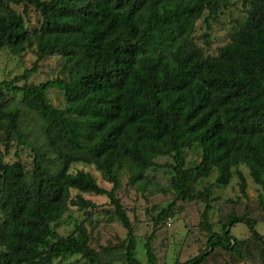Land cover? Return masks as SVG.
Masks as SVG:
<instances>
[{"label": "trees", "instance_id": "1", "mask_svg": "<svg viewBox=\"0 0 264 264\" xmlns=\"http://www.w3.org/2000/svg\"><path fill=\"white\" fill-rule=\"evenodd\" d=\"M230 1L0 0V52L19 56L32 48L35 54L30 68L0 81V264H59L72 256L86 264H142L139 238L117 191L124 174L130 184L149 182L147 172L163 166L160 157L171 158L163 188L172 200L153 218L154 226L178 201L203 203L205 248L174 264H202L217 249L239 254L247 241L230 230L239 221L264 249V234L245 214L230 212L219 231L209 220L215 186L236 176L247 197L241 165L260 187L264 210V0H242L246 15L215 54L194 38L196 22L203 17L210 28L209 20ZM19 5L21 11L14 7ZM54 55L61 57L57 75L27 83ZM51 88L62 92L61 106L49 100ZM13 95L41 123L40 145L24 132L21 108H8ZM11 138L32 152L30 168L5 161ZM192 150L199 160L189 163L186 151ZM78 163L93 166L112 187L72 169ZM213 172L214 180L197 188ZM85 193L105 196L111 209L104 212L125 229L115 258L100 256L83 222L65 235L56 229L71 206L95 208ZM153 237L154 230L143 243L146 262L160 264Z\"/></svg>", "mask_w": 264, "mask_h": 264}, {"label": "rangeland", "instance_id": "2", "mask_svg": "<svg viewBox=\"0 0 264 264\" xmlns=\"http://www.w3.org/2000/svg\"><path fill=\"white\" fill-rule=\"evenodd\" d=\"M21 11L22 6H14ZM29 9V8H28ZM31 21L35 22L34 12L28 10ZM246 15L242 0H231L226 7L218 14L216 20H209L210 28L204 18L196 22L194 38L205 53L215 54L219 46L227 43L230 39V33L236 25V21H242ZM208 34V38L204 34ZM35 60V54L32 48L27 49L21 55H14L7 50L0 52V81L9 80L15 75L21 74L24 69L30 68ZM61 57L59 55L44 58L37 69V72L29 76L27 83H41L52 79L57 75L60 67ZM21 84L23 82H20ZM49 100L56 106L63 103L62 92L51 88L47 92ZM8 108L19 106L22 110L20 124L26 132L27 137L40 145L43 138L40 136L41 123L36 119L32 112L25 109L20 103L19 95L8 97ZM39 138V142L36 140ZM12 146L5 161L13 162L21 160L26 168L31 167L32 152L29 148L18 146L11 138ZM0 136V149H2ZM186 160L193 163L199 160L196 150L186 151ZM158 163L163 166L155 170H149L146 177L149 182L141 181L130 184L127 174H124L120 180V187L117 195L124 206L126 213L134 225L136 236L139 238L136 245V256L142 262L147 264L143 243L145 236L154 230V237L151 241L152 249L160 264H174L175 260L184 261L193 257L204 250L207 236L199 228L200 212L203 210V203L200 201L183 202L178 201L174 211L165 219H162L154 226L153 218L158 211L165 207L172 197L168 190L163 187L168 186L170 169L166 163L171 162L170 157H160ZM247 180V197H243L239 191V180L233 176L229 184L225 187L215 186L213 188L212 209L209 214V220L213 223V228L219 231L220 225L226 219L230 212L237 215L245 214L255 222V229L264 234V210L259 203L260 187L255 184L248 173V169L241 165L238 167ZM72 169H82L91 173L97 183L103 188L109 190L111 183L105 181L100 172L93 166L81 163L74 164ZM213 172L207 179L197 183V188L201 189L203 185L214 180ZM76 192L72 191V195ZM85 199L95 203V208L87 210L71 206L70 211L57 226V231L65 235L69 233L76 222H83L91 233V245L97 249L100 256L104 259L112 256L115 258L119 245L126 238L125 229L115 219H109L108 214L104 212L111 209L108 199L105 196L94 194H82ZM90 213V214H88ZM231 234L238 239H246V244L238 247L239 254L230 253L220 249L211 253L202 264H264V249L260 241L250 236L249 226L244 221L236 222L231 227ZM59 264H86V262L77 256L63 259Z\"/></svg>", "mask_w": 264, "mask_h": 264}]
</instances>
